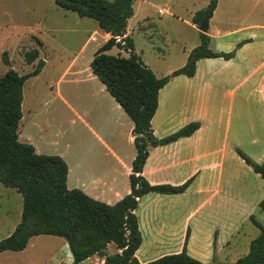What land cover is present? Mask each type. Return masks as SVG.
Instances as JSON below:
<instances>
[{
  "label": "crops",
  "instance_id": "1",
  "mask_svg": "<svg viewBox=\"0 0 264 264\" xmlns=\"http://www.w3.org/2000/svg\"><path fill=\"white\" fill-rule=\"evenodd\" d=\"M258 2L262 22L237 29L211 24L215 7L208 20L209 48L223 53L236 49L234 57L229 60L200 59L193 77L176 76L158 92L157 109L151 120L154 137L162 139L190 122H199L200 127L189 137L149 148L142 169V176L149 184L179 186L187 181L190 183L181 194L149 193L138 200L135 215L141 244L135 257L141 264L179 253L183 248L193 259L211 264L240 225L257 212V205L264 197L260 176L243 162L233 146H241L242 139L247 137L250 150L246 152L251 159L257 163L264 159V0ZM143 3L144 0L133 2V15L127 25L135 19L137 12H141ZM99 30L101 41L95 38L99 33L93 30L79 54L90 41L96 43L93 48L96 52L108 40L109 34ZM125 35L130 37L128 26ZM39 43L38 57L44 48V43ZM239 43L243 44L236 48ZM19 49L20 46H16L14 53L0 50V55L6 54L5 57L1 55V61L6 60L8 68L13 69ZM133 51L136 54L135 48ZM122 54L126 56L124 52ZM39 60L43 61L41 73L47 59ZM91 60L81 64L75 56L66 66L64 74L71 77L65 104L69 127L65 131L64 147L52 155L60 156L67 165V189L80 190L92 199L114 205L130 191L128 177L135 149L129 155L125 154L123 137L133 146V123L91 72ZM143 63L157 78L181 67L167 68L158 74L149 64ZM29 130L27 128L22 135L17 132L18 140L32 145L37 154H42L38 150L39 140L30 135ZM62 132L63 129L57 127L45 140L41 139V143H49ZM37 134L40 136L41 133L38 131ZM21 212L19 208V217ZM9 213L7 207L0 217ZM38 236L30 238L29 242ZM49 237L57 238L48 240H59L62 248L68 250L64 239ZM111 246L114 245H107V254L119 252ZM24 250L5 251L0 256L8 262L16 258L18 264H25ZM54 262L72 264L73 258L68 250ZM30 264L34 263L31 261ZM79 264H104V260L102 256L94 255Z\"/></svg>",
  "mask_w": 264,
  "mask_h": 264
},
{
  "label": "trees",
  "instance_id": "2",
  "mask_svg": "<svg viewBox=\"0 0 264 264\" xmlns=\"http://www.w3.org/2000/svg\"><path fill=\"white\" fill-rule=\"evenodd\" d=\"M53 1L79 18L96 21L99 29L109 34L108 40L94 53L90 69L133 123L135 157L128 177L130 191L114 205H108L80 190H69L66 187L67 165L60 156L37 154L32 145L18 140L23 85L27 79L39 74L43 61L38 60L31 72L22 75L8 68L0 76V184L21 195L22 212L13 232L0 240V253L22 251L30 238L47 235L65 240L72 264H79L94 255L102 256L104 264H141L135 257L141 244L135 215L138 200L149 193L181 194L190 183L187 181L179 186L149 184L142 176L149 148L189 137L200 127L199 122H190L162 139L154 137L151 120L157 109L158 92L176 76L193 77L200 59L229 60L236 49L227 53L214 52L209 48L208 34L200 32L199 44L188 53L185 64L169 75L157 78L134 53L133 42L125 35L135 0ZM217 1L209 0L205 9L194 14L192 23L196 27L207 14H212ZM117 38L123 45L116 41ZM114 47L126 52L127 57L108 54ZM24 57L26 63L31 64L37 60L38 50L34 48ZM4 62L8 65L6 60ZM235 152L260 176L264 188V159L257 163L240 149L235 148ZM257 212L264 213V197L257 205ZM249 221L258 228L259 234L250 241L248 253L231 264H264V227L256 221L254 214L249 216ZM108 244H113L119 252L107 254ZM145 264L202 263L190 257L183 248L179 253Z\"/></svg>",
  "mask_w": 264,
  "mask_h": 264
},
{
  "label": "rangeland",
  "instance_id": "3",
  "mask_svg": "<svg viewBox=\"0 0 264 264\" xmlns=\"http://www.w3.org/2000/svg\"><path fill=\"white\" fill-rule=\"evenodd\" d=\"M208 4L209 0H144L141 12H137L135 19H131L127 25L137 56L158 74L167 68L181 66L187 52L199 44L200 31L198 27L192 26L191 14L206 8ZM259 8L258 0H220L211 17V24L227 29L258 24L262 22ZM158 9L163 14H158ZM93 30L99 33L95 38L100 42L101 32L96 21L79 18L74 12L59 8L53 0H0V50L3 48L14 53L16 46H20L13 70L21 75L26 74L34 69L39 58L47 59L44 70L27 79L23 85V117L17 130L22 135L23 131L30 129V135L39 140V152L44 155L60 152L65 145V131L69 127L65 104L67 91L71 89V77L64 74V71L75 56L81 64L92 59L96 43L90 41L83 53L79 54V51ZM39 41L44 43L42 54L27 64L25 53L38 48ZM108 54L124 57L116 47L108 51ZM1 55L6 56L4 53ZM1 55L0 76L8 70L1 61ZM57 127L62 128L63 132L57 133L49 143H41V139L45 140ZM248 140L244 137L241 146H233L234 150L238 148L251 158L246 152L250 150L247 148ZM123 146L125 154L129 155L134 150V146L127 144L126 137H123ZM0 205V213L5 212L7 207L10 210L9 214L0 217L2 240L20 221L18 210L22 209V197L14 190L0 185ZM254 215L256 221L264 227V213L256 212ZM258 234V228L250 221L243 223L211 264H231L246 255L250 241ZM52 238L57 239L49 236L32 239L24 250L25 264L31 261L34 264H55L56 258L63 257L68 250L62 248L59 240H48ZM58 239L62 241V238ZM15 259L11 258L14 261L8 262L7 258L0 256V264H18Z\"/></svg>",
  "mask_w": 264,
  "mask_h": 264
},
{
  "label": "water",
  "instance_id": "4",
  "mask_svg": "<svg viewBox=\"0 0 264 264\" xmlns=\"http://www.w3.org/2000/svg\"><path fill=\"white\" fill-rule=\"evenodd\" d=\"M211 14H207L202 21L199 23L198 30L201 33H207L208 31V20L210 19Z\"/></svg>",
  "mask_w": 264,
  "mask_h": 264
},
{
  "label": "built area",
  "instance_id": "5",
  "mask_svg": "<svg viewBox=\"0 0 264 264\" xmlns=\"http://www.w3.org/2000/svg\"><path fill=\"white\" fill-rule=\"evenodd\" d=\"M165 12V11H164ZM158 14H163V12H162V10L161 9H159L158 10ZM118 43H120L121 45H123V42L121 41V39L120 38H117V40H116ZM120 51H122V52H124L123 50H120ZM125 54H127L126 52H124Z\"/></svg>",
  "mask_w": 264,
  "mask_h": 264
}]
</instances>
